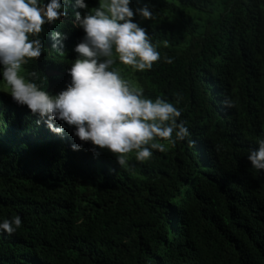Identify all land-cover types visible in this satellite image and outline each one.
Instances as JSON below:
<instances>
[{
	"label": "trees",
	"instance_id": "obj_1",
	"mask_svg": "<svg viewBox=\"0 0 264 264\" xmlns=\"http://www.w3.org/2000/svg\"><path fill=\"white\" fill-rule=\"evenodd\" d=\"M137 1L156 19L133 22L160 52L137 81L182 111L190 137L129 172L109 168L74 127L54 120L63 133L52 132L0 82V223L22 220L0 232V264H264V170L247 159L264 139V0ZM73 17L57 22L63 44ZM45 27L24 66L41 88L48 71L64 79Z\"/></svg>",
	"mask_w": 264,
	"mask_h": 264
},
{
	"label": "clouds",
	"instance_id": "obj_2",
	"mask_svg": "<svg viewBox=\"0 0 264 264\" xmlns=\"http://www.w3.org/2000/svg\"><path fill=\"white\" fill-rule=\"evenodd\" d=\"M91 1L71 0L66 5L62 0H0V82L3 93L38 114L52 132L63 133V125L53 124L60 120L75 128L74 135L81 142H91L89 150L94 155H100L98 149H106L120 167L127 168L130 153L143 163L151 159L153 150L166 152L191 134L185 122H177L182 115L179 108L163 98H146L142 88L113 68L118 61L144 72L160 59L152 37L133 22L136 14L146 20H155V14L147 6L134 12L130 0H99L98 8H94L98 0ZM82 9H86L83 16ZM70 13L74 14L75 32L67 45L63 44L65 31L57 22L64 23ZM46 23V31L55 41L52 47L62 56L64 79L49 82L47 78L58 73L48 71L44 73L47 86L41 88L34 82L39 73L25 74L24 66L44 51L39 37ZM75 52L78 58L74 61ZM220 103L224 108L234 107L228 98ZM83 143L73 144V150H80ZM247 159L254 169L264 170V139ZM21 224L20 216L5 219L0 232L12 235Z\"/></svg>",
	"mask_w": 264,
	"mask_h": 264
},
{
	"label": "rangeland",
	"instance_id": "obj_3",
	"mask_svg": "<svg viewBox=\"0 0 264 264\" xmlns=\"http://www.w3.org/2000/svg\"><path fill=\"white\" fill-rule=\"evenodd\" d=\"M137 4H138L137 0H134V4H133V0H130V8L134 12H135V8H136ZM98 7H99V0H98L96 6L94 8H98ZM135 18H138V15H134L133 19H135ZM71 53H72V51H71ZM73 57H74V61H75L78 58V54L75 52L73 54ZM113 67H114V69L120 71L122 77L124 79L129 80L133 84V86L141 88L140 83H138V81H137V75H136L137 71L136 70H134L130 66L123 65V64L119 63L118 61ZM21 73L23 74V71ZM100 153L103 155V157H105V163L109 166V168H112V165L119 166V164L117 163L116 157L110 151L104 149V150H100ZM135 160H136L135 159V153H130L129 154V165L127 168H125L126 171L129 172L130 164Z\"/></svg>",
	"mask_w": 264,
	"mask_h": 264
}]
</instances>
